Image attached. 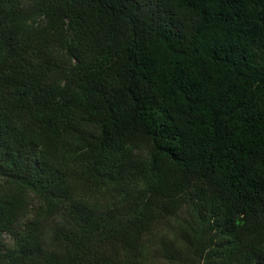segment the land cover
Instances as JSON below:
<instances>
[{
	"label": "trees",
	"instance_id": "obj_1",
	"mask_svg": "<svg viewBox=\"0 0 264 264\" xmlns=\"http://www.w3.org/2000/svg\"><path fill=\"white\" fill-rule=\"evenodd\" d=\"M0 264H264V0H0Z\"/></svg>",
	"mask_w": 264,
	"mask_h": 264
},
{
	"label": "rangeland",
	"instance_id": "obj_2",
	"mask_svg": "<svg viewBox=\"0 0 264 264\" xmlns=\"http://www.w3.org/2000/svg\"><path fill=\"white\" fill-rule=\"evenodd\" d=\"M108 195H111V197H112V194H108ZM108 195H106V198L107 199H111V197L110 196H108ZM181 217H183V218H185V217H188V213L186 212V211H182L181 212ZM167 230L169 231L170 230V234L171 235H174L175 234V228H172V227H167ZM5 239H6V241L8 242V243H12L13 241H12V239H11V237L9 236V235H6L5 236ZM183 248H184V246H183Z\"/></svg>",
	"mask_w": 264,
	"mask_h": 264
}]
</instances>
